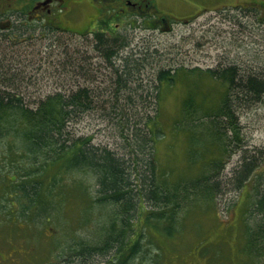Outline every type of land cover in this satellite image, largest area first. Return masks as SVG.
<instances>
[{
	"label": "trees",
	"instance_id": "16d2710c",
	"mask_svg": "<svg viewBox=\"0 0 264 264\" xmlns=\"http://www.w3.org/2000/svg\"><path fill=\"white\" fill-rule=\"evenodd\" d=\"M256 13L264 20L263 13ZM106 15L109 17L94 23L90 12L81 11L80 19L76 16L80 30L47 31L50 37L66 32L72 38L89 41L99 58L96 67L89 64L93 59L89 56V60H82L85 64L79 63L69 58L63 42L58 43L62 47L60 55L65 57L59 62L64 74L82 79L74 77L64 90L33 99L25 97L22 82L27 83L29 78L18 82L22 70L10 65L5 69V60H10L0 58V86L4 87L0 89V258L14 250H25L24 240L30 241L37 232L48 235V228L63 226L62 218L67 213L65 221L69 225L76 222L72 232L67 233L72 236L67 245L77 247L80 264L99 260L132 264L139 256L151 264H170L167 259L171 264H187L182 253H176L181 252L176 246L182 243H190L183 254L201 262L206 238L192 236L188 226L198 220L194 215L214 211L219 222L210 215L209 221L215 227L212 230L220 236L219 241L231 246L237 263L238 251L250 264H258L264 260V148H257L255 153L246 150L227 181L241 192L231 208L237 202L241 204L244 194L245 205L242 202L235 215L225 218L220 214V197L224 194L226 164L245 145L242 115L246 109L264 104V74H240L236 65L221 70L167 67L170 61H157L159 50L149 49L152 39L148 35L140 40L142 47L131 45L132 38L127 39L131 33L124 32L136 30V26L132 22L117 26L116 15ZM20 34L13 40L16 47L25 44L20 40L27 32ZM27 38L38 42L37 37ZM6 42L3 40L0 46ZM107 79L112 87L100 85ZM79 82L84 85L74 88ZM166 84H180L186 92L168 132L166 123L158 120V113L146 111L141 116L130 109L136 103L143 108L153 102L159 105ZM145 85L153 86L159 94L142 96L139 90L143 91ZM100 87L101 91L97 89ZM100 104L112 106L109 118L118 127L119 148L97 144L93 134L79 135L75 130L74 124L85 115L103 109ZM167 134L184 148L185 160L173 166L159 160V144ZM77 207L81 212H76L75 219L70 218L69 213ZM93 219V238L80 236L77 231L91 226ZM237 227L244 234L242 243H233ZM16 235L20 240L14 239ZM58 235L54 232L49 237ZM153 246L157 251L154 259L147 255ZM219 248L216 245L212 251L217 254ZM48 258L36 264H50ZM69 260L76 264L75 258Z\"/></svg>",
	"mask_w": 264,
	"mask_h": 264
},
{
	"label": "rangeland",
	"instance_id": "374dc122",
	"mask_svg": "<svg viewBox=\"0 0 264 264\" xmlns=\"http://www.w3.org/2000/svg\"><path fill=\"white\" fill-rule=\"evenodd\" d=\"M218 2H220L218 9L213 8V11L203 13L197 19L190 21L188 24L184 22L176 23V20L171 18L173 23L171 24L172 30H163L162 28H159V26L156 29L143 30L137 26L136 30L127 29L128 31L124 32V34L131 33V37H128L127 39L132 38L131 45L134 46H140L142 44V42L140 43L142 37L148 35V38L152 39L149 49L159 50V54H157L155 59L157 61L159 59L169 60L170 63L167 64V67L176 68L181 65H186L189 67L199 66L204 69L221 70L236 65L241 70L240 74L247 71L250 74L255 71L264 74V20L260 19L259 13L257 14L252 9L247 8L249 4L258 2L250 0H218ZM237 2H239L240 5H243V8L242 6L241 8L235 7L234 5H236ZM75 18V16H70L69 25L72 28L75 27ZM87 20V22H89L90 18H87ZM65 25H67V23ZM66 34V32H62V34L58 32L55 36L50 37L48 35L41 38V40L37 37V43L41 42L43 44L42 47H39L33 41L28 42V40L25 41V44L20 48L8 43L1 44L0 58L7 57L12 64L11 65L5 60V69L8 68L7 65H10L12 68L16 66L15 69H17V67L21 69L22 74H19L21 76L17 79L18 82L21 78H29L27 83H22L26 87L25 91H27L25 94L22 93L25 97L33 99L38 95L54 93L58 89L64 90L66 84L73 81L74 77L76 79H81V77L73 75L72 73L68 74V76L64 74V68L59 64V62L64 61L65 58L63 55H60L62 47L60 48L57 46L60 42L64 43V51L69 50V58L77 59L75 61L85 64L86 61L82 60L84 58L87 60L89 56V58H93L89 64L95 67L97 66L96 61L99 60V58L96 55L97 53L95 50H93L92 43L89 44V41L85 42L82 38H72ZM18 37H16V39H18ZM90 42L93 41L91 40ZM128 49H132V47H128ZM161 53L162 57L159 58ZM153 59L154 56L149 59L150 63ZM17 60L29 64V66L24 67V65L22 63L20 64ZM163 60H161V63ZM146 70H148V67ZM101 77L103 78L104 75L101 74ZM108 81L109 80L107 79L105 84L100 85L112 87ZM81 83L83 82L74 84L73 87L78 88L83 86L84 84ZM206 86L205 90L209 91L210 89L208 88V85ZM102 87L97 89L101 91ZM1 88L4 87L0 86V89ZM221 90L222 87L220 92ZM125 93H127V91H125ZM139 93L143 94L142 96L144 97L159 94L153 86L149 85L143 86V91L139 90ZM29 94H33L35 97H33V95L30 96ZM185 94L186 92L180 84H174L173 87L166 84L162 87V99L159 105L153 102L150 107L143 108L139 107L138 103H136L132 107H129L133 112H140L141 116L146 111L153 114L158 113V120L166 123L165 130L168 132L172 127V120L177 117L178 109H180ZM135 100L138 102L139 98L135 97ZM100 105L103 109L97 108L95 113L85 115L81 121L74 124L75 130L79 135L93 134V141L97 144L119 148L118 145L116 146V142L121 138L117 134L118 127L115 122H112L109 118L111 107L103 104ZM241 120L244 129L243 138L245 140V145L241 150L242 152L239 151L231 155L224 171L225 175L223 182L225 186L224 194L220 197V214L225 218H227L228 214L231 216L235 215L237 209L242 206V202L245 205L246 197L244 194L241 204L237 202V205L234 208H231L232 202L241 198V192L238 193V189L231 183L228 185L227 181H229L234 175V170L240 165L246 150L255 153L257 148H264V104L256 105V107L252 109H246ZM143 123H145V119L143 120ZM173 141L171 135L167 134L165 139L161 140L158 148L160 162H168L169 164H172V166L173 163L178 160H185L183 159L184 148L181 144ZM234 151H236V148ZM174 155H176V159L174 158ZM225 187L228 189L226 190ZM78 208L79 207L73 208V211L70 212L68 216L75 219V212L80 211ZM210 208L214 207L210 206ZM83 212L85 213L86 209H83ZM199 214L200 213L193 216V218H198V220L188 226V231L192 236L198 235L199 238L201 237L200 240L206 238V244L203 246L204 255H202L203 258L201 262L197 260V257L194 258L193 256H186L183 254L187 249H190V243H182L176 246V251H181L176 253H182V256L187 259V264H250L249 260L238 251L237 253L239 254L240 263H237L238 258L235 253L232 252L231 246L227 247V243L219 241L220 236H218L216 231L212 230L215 229V227L209 221L211 215L215 219L214 222H219L215 217L214 211H209L206 215L198 217ZM66 218L67 213L62 218L63 226L57 224V227L48 228V235L44 231H39L34 236H31L30 241L25 239V250L11 251V255L0 258V264H36L39 259L46 258L47 256H49L47 262H51L50 264H71L69 259L72 257L75 258L76 264H80L82 259L77 252V247L67 245L72 237H69L67 233L72 232L73 226L76 222L69 225L68 221H65ZM93 224L95 225L94 219L91 226H86L77 231V233L80 236H85L87 239H92L95 233ZM239 230L240 228L237 227L234 231L233 243H242L244 241V234ZM54 232H59V235L49 237ZM208 232L209 234L204 237L202 236L203 233ZM17 236L18 235H16L14 239L20 240L19 238L21 237ZM216 245L220 247L217 254L212 251V248H215ZM153 248L151 247L152 250L147 254L152 257V259H154V256L157 253L156 247L153 246ZM193 252H196L197 255V251ZM229 254L234 261L230 259ZM225 257L229 259L227 260ZM167 262H170V264L172 263L169 259H167ZM91 263L108 264L106 260H99L98 262L91 261ZM132 264H151V262H146L142 256H139ZM180 264L186 263L180 262ZM258 264H264V260Z\"/></svg>",
	"mask_w": 264,
	"mask_h": 264
},
{
	"label": "flooded vegetation",
	"instance_id": "af4514ba",
	"mask_svg": "<svg viewBox=\"0 0 264 264\" xmlns=\"http://www.w3.org/2000/svg\"><path fill=\"white\" fill-rule=\"evenodd\" d=\"M250 1L258 3L249 4L248 9L264 14V0ZM219 4L218 0H0V43L7 40L6 43L16 46L13 40L21 36V31L27 34L23 35L20 42H29L27 36L44 38L49 35V29L80 30L77 18L78 22L73 28L69 21L70 16L80 19L81 11L83 14L90 12L94 23L104 16L109 17L106 15L109 12L119 20L117 26L132 22L140 28L154 29L159 26L163 30H172L171 18L176 23L188 24L203 13L218 9ZM234 6L241 8L239 2ZM36 45L43 46L41 42ZM21 46L18 43L17 47Z\"/></svg>",
	"mask_w": 264,
	"mask_h": 264
},
{
	"label": "bare ground",
	"instance_id": "6f19581e",
	"mask_svg": "<svg viewBox=\"0 0 264 264\" xmlns=\"http://www.w3.org/2000/svg\"><path fill=\"white\" fill-rule=\"evenodd\" d=\"M23 83V82H22ZM113 91V90H112ZM112 107V106H111ZM227 120V119H226ZM96 127V126H95ZM145 131V130H144ZM254 138V137H253ZM261 142V141H260ZM130 150V149H129ZM248 152V151H247ZM247 155V154H246ZM106 212V211H105ZM76 213V212H75ZM102 227V226H101ZM118 249V248H117Z\"/></svg>",
	"mask_w": 264,
	"mask_h": 264
}]
</instances>
